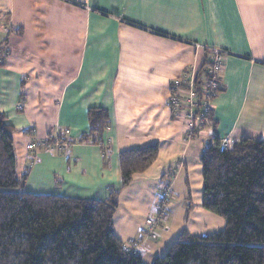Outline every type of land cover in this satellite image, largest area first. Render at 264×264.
Segmentation results:
<instances>
[{"label":"crops","instance_id":"crops-1","mask_svg":"<svg viewBox=\"0 0 264 264\" xmlns=\"http://www.w3.org/2000/svg\"><path fill=\"white\" fill-rule=\"evenodd\" d=\"M207 48L225 54L222 91L188 138L184 115L170 108L171 85L203 66ZM91 109L106 113L104 147L85 140ZM0 114L15 130L26 193L97 201L116 193L114 233L151 264L184 231L224 227L201 205L206 148L264 141V0H0ZM49 140L64 148L27 149ZM151 144L155 161L122 187L119 155ZM167 187L149 240L145 221Z\"/></svg>","mask_w":264,"mask_h":264},{"label":"trees","instance_id":"trees-1","mask_svg":"<svg viewBox=\"0 0 264 264\" xmlns=\"http://www.w3.org/2000/svg\"><path fill=\"white\" fill-rule=\"evenodd\" d=\"M204 54L195 72L197 107L207 99L202 93L208 77L206 49ZM221 91L222 83L208 100ZM106 117L104 111L89 110L85 140L104 147ZM14 132L0 114V264H145L140 255L123 252L114 233L116 193L97 201L24 191L27 173L17 174ZM43 143L47 149L58 142ZM158 148L151 144L119 155L122 187L151 166ZM200 163L202 208L223 219L224 227L199 236L184 231L151 264H264V141L245 138L229 151H221L215 141Z\"/></svg>","mask_w":264,"mask_h":264},{"label":"built area","instance_id":"built-area-1","mask_svg":"<svg viewBox=\"0 0 264 264\" xmlns=\"http://www.w3.org/2000/svg\"><path fill=\"white\" fill-rule=\"evenodd\" d=\"M209 64L207 66L208 77L204 82L202 93L207 97L204 103L197 107L194 90L195 71L185 72L171 85L169 104L175 116L184 115L186 119L187 136L190 138L195 132L200 131L207 123L209 113V97L214 96L221 86V74L223 70L224 52L215 48H207ZM221 151H229L235 145L229 138L218 140ZM41 141L28 144L27 149L44 147ZM47 150H61L62 144L47 145ZM169 187L165 188L159 205L158 215L145 221L146 237L149 240H156V229L160 226L163 215L167 211L168 202L171 199ZM122 251L132 253L130 245H123Z\"/></svg>","mask_w":264,"mask_h":264},{"label":"rangeland","instance_id":"rangeland-1","mask_svg":"<svg viewBox=\"0 0 264 264\" xmlns=\"http://www.w3.org/2000/svg\"><path fill=\"white\" fill-rule=\"evenodd\" d=\"M161 229L160 227L158 228V230Z\"/></svg>","mask_w":264,"mask_h":264}]
</instances>
